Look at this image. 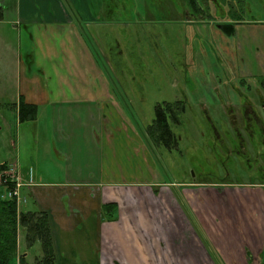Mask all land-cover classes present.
Segmentation results:
<instances>
[{"label":"crops","instance_id":"crops-1","mask_svg":"<svg viewBox=\"0 0 264 264\" xmlns=\"http://www.w3.org/2000/svg\"><path fill=\"white\" fill-rule=\"evenodd\" d=\"M123 11L122 0H0V25L7 22L21 34L17 43L21 66L28 67L24 79L16 81L14 91L0 88V166L13 167L21 181L20 212L33 211L29 205L33 202L31 207L48 213L52 264H175V260L210 264L204 252L196 255L189 251L190 243L176 241L189 242L193 231L172 197L175 194L164 191V181L122 179L124 160L119 156L123 154L127 160L128 144L135 143L133 148L149 156L146 146H154L146 130L128 124L124 118L125 104L120 96L125 101L128 94L140 95L141 84L135 78L122 76L125 55L119 34L112 33V22L119 20L117 12ZM263 23L254 19L248 25ZM240 27L244 26L234 27L232 37ZM107 32L110 35L105 37ZM112 38L120 49L114 53L115 60ZM1 42L6 44L7 39L0 37ZM247 48V77L231 59L232 74L242 88L247 87L253 94L251 100L261 98L264 102V34L249 32ZM1 49L13 50L8 45ZM22 100L37 107L34 121H20ZM26 124L37 131L31 136L39 154L43 152L39 139L46 140L42 146L51 161L44 166L34 151L30 161L28 157L24 162L20 156L18 160L12 158V152H3L8 147L15 148L7 131ZM146 159L134 162L135 169L155 164L149 157ZM143 184L162 186L163 190L157 187L155 194L147 186L141 188ZM200 188L194 195L186 188L178 193L207 221L210 213L219 219L218 232L224 234L223 246L217 253L220 264H264L263 235L258 226L261 222L257 220L264 182H241L223 193L233 202L232 208L205 207L202 195L206 192ZM217 192L214 193L220 199ZM111 203L117 205L115 220L103 213V206ZM214 230L208 228L210 233ZM20 235L18 255L12 264H46L43 251L42 256L34 257V246L28 247ZM149 240L183 243L192 261L176 256L175 251H160V246L155 248L154 241L148 244Z\"/></svg>","mask_w":264,"mask_h":264},{"label":"rangeland","instance_id":"rangeland-1","mask_svg":"<svg viewBox=\"0 0 264 264\" xmlns=\"http://www.w3.org/2000/svg\"><path fill=\"white\" fill-rule=\"evenodd\" d=\"M196 3L202 12L206 0H196ZM225 3L226 0H207L208 12L212 16L209 13L205 15L198 12L196 19L192 20L190 18L195 14L188 0H122L125 11L117 12L119 20L112 22L114 26L112 33L119 34L125 55L126 67L122 69V76L135 78L141 84L140 95L128 94L125 101L120 96L121 102L125 104H123L124 118L127 123L146 130L155 119V108L158 104L183 102L185 106V111L181 113V124L172 126L174 132L181 137L179 148L169 151L160 145L154 151L146 146L149 156L146 151L133 148L132 144L135 143H129L127 160L123 154L119 156L124 160L122 179L127 182L139 180L144 183L164 181L167 184L164 191L170 195L175 194L172 197L176 198V204L188 219L193 231V238L189 242L176 241L190 243L191 246L187 244L189 251L196 255L200 251L204 252L211 261L210 264H220L217 253L218 248L224 243V234L220 235L218 232L220 221L214 213L207 214V221L201 212L191 208L186 197L178 193L181 189L179 184L194 180L209 182L226 180L232 185L248 181L264 182V133L257 123H254L252 126L255 128L251 132L254 139L245 138L247 153H237L236 150H241V143L233 131L227 132L232 130L229 115L226 114V110L230 107L224 106L229 102H236L229 99L231 96L236 97L233 81L234 85H238V90L248 96L247 87L242 88L237 79L224 81L233 71L231 59L232 64L236 63V67L247 77L248 34L254 33V30L261 36L264 34V23L251 26L248 24L254 19L264 21V0L231 1L235 10L246 20V23L242 24L244 27L237 29L234 37L225 35L217 28L219 23H226L227 20L222 18L229 19L230 16L227 12L229 8ZM108 35L109 32L104 34L105 37ZM0 37L7 39L6 44L0 43V88L12 92L16 88V81L20 78L24 79L28 68L23 64L21 66L20 51L17 46L21 34L13 29V25L5 22L0 25ZM68 40L70 41V38ZM259 41L262 42L261 38ZM110 44L115 60L114 53H118L120 49L113 38ZM3 45H8L13 50L5 51L1 49ZM113 68L110 69L111 73ZM255 105L263 114L260 103L256 102ZM14 119L16 118L12 120ZM32 126L16 125V130L14 126L8 130L6 136L15 141V148L8 147L3 152L4 154L12 152V158L18 160L20 156L24 162L34 151L39 161H43L44 166L51 161L42 146L46 140L42 137L39 139L43 151L39 154L35 139L31 136L37 131H32ZM216 129L220 137L217 136ZM146 157L155 164L150 162L148 166L136 170L133 163ZM142 186L143 189L147 186L153 191L158 189L157 186L150 184ZM212 194L210 196L203 194L202 200L206 202V206L210 204L220 206V199L215 193ZM261 198V210L257 220L261 222L258 226L264 243V190ZM194 202H197L196 199ZM29 205L30 210L35 209L31 207L34 205L33 202ZM209 227H213L214 232L210 233ZM20 236L21 240H26L22 232ZM153 241L155 248L160 246V251H175L176 256L192 261L183 243L180 245L175 244L174 240H149L148 244H153ZM148 249L151 250L152 247L148 246ZM32 250L34 257L42 256V245L39 241ZM175 262V264H184L182 260Z\"/></svg>","mask_w":264,"mask_h":264},{"label":"trees","instance_id":"trees-1","mask_svg":"<svg viewBox=\"0 0 264 264\" xmlns=\"http://www.w3.org/2000/svg\"><path fill=\"white\" fill-rule=\"evenodd\" d=\"M231 1L233 0H226L225 3L227 4V8H229L227 12L230 16L225 10L227 16H229V20L233 21L234 24L246 23L245 18L235 10V7H233L234 3L232 4ZM188 4L195 15H197L196 13L198 12L202 14L197 6L196 0H188ZM244 10L245 7L243 8V12ZM234 24H230L231 29L233 28V32L235 27ZM184 111L185 106L182 102H176L174 104L165 103L164 105L156 106L155 119L153 120V124L148 128V134L156 145H162L168 149L177 146V139L170 124H181L182 121L178 115ZM36 117L37 107L27 104L22 100L19 106L20 121H34ZM8 170L9 166H0L1 181L5 179L4 173ZM10 181L9 179L7 185L0 183V264H12L13 261L16 260L18 255L19 234L21 232L25 234L28 247L34 246L38 241L41 243L44 253V263H54L52 228L48 213L37 209L20 212L16 199L4 198V195L9 190H14L16 188V182ZM116 212L117 205L114 203L103 206V213L108 219L115 220Z\"/></svg>","mask_w":264,"mask_h":264},{"label":"flooded vegetation","instance_id":"flooded-vegetation-1","mask_svg":"<svg viewBox=\"0 0 264 264\" xmlns=\"http://www.w3.org/2000/svg\"><path fill=\"white\" fill-rule=\"evenodd\" d=\"M208 13L209 12L207 10V1H206V5L203 4L202 14L206 15ZM210 15L212 16V14H210ZM195 16L196 15H194L190 19L195 20L197 17V16L196 17ZM222 20H227V21H226V23H219L217 28H219L225 35L232 37L235 32L232 31L233 28L231 29L230 24H234L233 21H230L227 18H225V19L222 18ZM236 25L237 24H234V26H236ZM231 75H233V74L231 73L230 76H226V80L224 82H226L227 80H230L232 78H233V80H235V76L234 75L231 76ZM232 85H233V91L236 93V97L231 96L229 99L231 101H236V102L235 103L229 102V104L224 105L225 107L228 106L231 108V109L226 110V114L229 115V122H230V125H231L230 127L232 130H228L227 132L233 131L235 133L236 138L239 139L240 143H241V145H240L241 150L240 151L236 150V152L244 154L245 152L247 153V151H248V148L246 145L247 141L245 138L249 137V139H251V140L254 139V137L251 136V132L254 130L255 127H253L252 125L254 123H257L260 130L264 133V113L263 114L260 113L259 110L257 109L256 105H255L256 102L260 103L259 106H262L261 109L264 112V102L262 101L261 98H259L257 101L253 98H252L253 100H251L250 98L252 97L253 94L250 91H248L249 92L248 96L243 95L242 91L240 92L238 90V88H239L238 85H234V81L232 82ZM174 103H176V102H174ZM174 103H171V104H174ZM164 104H158V105H164ZM235 107H237V108H235ZM178 116L181 119L182 114H179ZM173 125L174 126H177V125L174 123L170 124V127H171L172 131L174 132V130L172 128ZM150 126H148V128ZM148 128L146 129L147 134H148ZM216 134L218 137H220V134H219V132H217V129H216ZM245 134H247L248 136H245ZM175 136L177 139V146H175L172 149H168L165 147V149L171 151V150H175V149L179 148V143L181 141V137L179 135H177L176 133H175ZM157 147H158V145H156L154 143V146L151 149H153L155 151ZM195 181L196 180L188 181L186 183L179 184V186L181 189L186 188L188 190H192L191 192L194 195V192L196 193V191L199 187L195 183H198V184L200 183L201 184L200 189H203L206 192V194H208L209 196L213 195L212 193H214L215 191L219 192V193L218 192L217 193L220 195V205H225L228 208H232V204H231L230 200L225 195H223V193L227 194V192H228L227 190L231 191V190L235 189V185L230 184V182H227L226 180H222L219 182L218 181L209 182V181H204V180H200V181H196V182ZM157 187H159L162 190V186L157 185ZM210 189H212L213 191L211 192ZM158 190L159 189L154 190L155 193H158ZM202 202H203L202 204H204L205 207H209L211 209L214 207H219L217 204H210L209 206H206V202L204 200ZM195 204H197V202ZM191 208H192V206H191Z\"/></svg>","mask_w":264,"mask_h":264},{"label":"built area","instance_id":"built-area-1","mask_svg":"<svg viewBox=\"0 0 264 264\" xmlns=\"http://www.w3.org/2000/svg\"><path fill=\"white\" fill-rule=\"evenodd\" d=\"M5 179L1 181L0 177V183H4L5 185L8 184V180L10 179V182H16V188L14 190H9L5 195L4 198L7 199H16L18 208L21 204V196L19 193V188L22 186L20 179L17 177L16 172L14 168H10L8 171L4 173Z\"/></svg>","mask_w":264,"mask_h":264}]
</instances>
